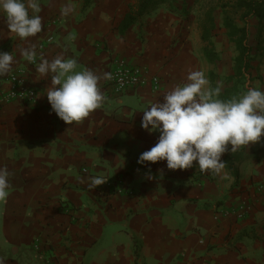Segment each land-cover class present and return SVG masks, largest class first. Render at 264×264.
Masks as SVG:
<instances>
[{"label": "crops", "instance_id": "1", "mask_svg": "<svg viewBox=\"0 0 264 264\" xmlns=\"http://www.w3.org/2000/svg\"><path fill=\"white\" fill-rule=\"evenodd\" d=\"M38 2L43 30L25 40L8 31L0 13V51L14 57L8 74L24 70L37 98L0 110V168L10 173L9 196L0 201L4 264H46L49 258L55 264H264V136L236 150L237 181L225 167L214 175L195 162L185 170H169L166 161L137 162L159 138L141 127L143 111L187 83L190 71L202 70L212 90L211 64L220 59L210 64L204 50L184 44L171 18L157 19L163 7L120 35L117 28L137 0ZM65 5L73 8L67 16L61 14ZM33 47L36 57L29 62L21 50ZM57 56L75 59L77 71L100 76L124 59L146 68L147 78L158 76L160 89L146 84L117 95L102 78L101 107L68 125L48 102L51 74L36 70L42 58ZM249 58L245 76L252 70ZM235 69L234 60L215 73L228 78ZM254 71L264 75V69ZM7 75L0 77V90L9 88ZM260 85L264 90V80ZM92 177L106 182L90 188Z\"/></svg>", "mask_w": 264, "mask_h": 264}, {"label": "clouds", "instance_id": "2", "mask_svg": "<svg viewBox=\"0 0 264 264\" xmlns=\"http://www.w3.org/2000/svg\"><path fill=\"white\" fill-rule=\"evenodd\" d=\"M31 10V15H30ZM38 0H0V13L6 19L7 29L21 40L34 37L43 30ZM70 5L61 14L69 15ZM21 54L33 62L35 48L22 49ZM14 62L10 52L0 51V77L6 76ZM77 61L57 56L53 60L41 59L37 72L51 74V85L46 92L52 112L66 124L80 123L104 101L99 81L110 80L111 73L97 75L93 70L77 71ZM187 83L168 91L162 101L152 103L143 111L141 127L159 132L157 143L144 151L138 163L166 161L169 170L199 167L202 173L221 174L225 167L224 153L235 152L241 146L260 141L264 136V90L249 87L239 96L219 99L205 73L190 71ZM9 176L6 167L0 168V201L9 196ZM106 181L92 177L89 187L96 188ZM0 264H4L0 259Z\"/></svg>", "mask_w": 264, "mask_h": 264}, {"label": "rangeland", "instance_id": "3", "mask_svg": "<svg viewBox=\"0 0 264 264\" xmlns=\"http://www.w3.org/2000/svg\"><path fill=\"white\" fill-rule=\"evenodd\" d=\"M42 1L47 2L48 0ZM95 1L96 0H93L92 4H94ZM132 2L133 0H129V3ZM184 4L186 5L185 11H182ZM234 4H236L235 0H167L166 4L160 6L165 9L164 12L161 13L162 18L158 17L157 19L161 21L163 19L168 20L171 18L170 20L173 22L172 26L178 28L180 32V38L185 36L184 44L190 43V45L195 48L197 52H203V46L205 47L206 44H204L201 39V26L204 23L203 20L205 18L206 12L208 10L212 11L216 23V30L212 32L211 41L214 44L213 49L218 53L220 59L218 61L219 64L210 63L211 67H214V73L219 68L223 70L229 69L235 60V55L237 54L236 47L229 41L227 30L223 26L225 16L227 14L231 15L238 26H247L249 31L248 46L251 47L249 59L253 61V65H251L252 70L247 73L245 79L239 82L241 95H243L249 87L253 88V86H255L256 88V86L260 84L261 87L263 86L264 75H262V72H255L254 70L255 68L259 70L264 69V19L263 21H260L257 17L251 15L246 21H244L242 19L244 10L235 11L232 9L234 8L232 7ZM160 7H158V9ZM174 9H176V11H173ZM185 13L188 15L186 16ZM85 15V12L80 15L77 21L78 24H76V26H79L80 28L83 27ZM118 16H122V11L117 14V17ZM72 37L75 38V36ZM252 56L255 58L253 59ZM215 74L217 76V84L222 88L223 91L232 87L236 83V80L228 81L227 77L218 75L217 73Z\"/></svg>", "mask_w": 264, "mask_h": 264}, {"label": "trees", "instance_id": "4", "mask_svg": "<svg viewBox=\"0 0 264 264\" xmlns=\"http://www.w3.org/2000/svg\"><path fill=\"white\" fill-rule=\"evenodd\" d=\"M93 0H85V4L89 5ZM232 9L244 10L242 19L247 20L249 16H255L260 21L264 19V1L263 0H235ZM167 0H137L136 4L129 7V11L122 18L117 30L120 35H124L129 29L140 23L145 17L151 15L155 12L158 7L166 4ZM186 5L182 7V11H185ZM173 11H176L174 9ZM188 13V12H187ZM186 14V13H185ZM188 14H186L187 16ZM204 23L201 26L202 29V41L204 42V55L208 62L214 63L219 60L218 53L213 49L214 44L211 41L212 32L216 30V23L214 19L213 12L208 10L206 12ZM224 28L227 30L229 40L234 43L238 56L235 59L236 69L235 75L228 77V81L236 80V83L231 87L227 88L224 91L217 84V76L214 72L209 74L210 81L212 83V90L215 91L219 88V99L228 100L232 97L241 96V90L239 87V82L245 79V74L249 70V61L248 57L251 52V47L248 46L249 31L247 26H238L233 20L232 16L227 14L223 22ZM240 157V152L235 151L231 152L225 162V168L235 177L236 181L239 179V171L236 168V163H238ZM237 161V162H235Z\"/></svg>", "mask_w": 264, "mask_h": 264}, {"label": "built area", "instance_id": "5", "mask_svg": "<svg viewBox=\"0 0 264 264\" xmlns=\"http://www.w3.org/2000/svg\"><path fill=\"white\" fill-rule=\"evenodd\" d=\"M42 47V46H41ZM147 69L139 66H130L123 59L116 61L115 67L111 73L109 84L112 91L117 95H124L131 90L138 89L141 86L150 84L153 90L160 89L161 80L158 76L147 78ZM6 83L9 88L6 91L0 90V110L12 104L15 101L19 102H35L36 90L27 82L26 72L19 69L7 75ZM83 172H87L86 169ZM264 190V186H261ZM34 249L39 252L41 249L40 239H36ZM46 264H55L52 258L46 260Z\"/></svg>", "mask_w": 264, "mask_h": 264}]
</instances>
